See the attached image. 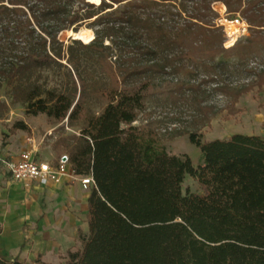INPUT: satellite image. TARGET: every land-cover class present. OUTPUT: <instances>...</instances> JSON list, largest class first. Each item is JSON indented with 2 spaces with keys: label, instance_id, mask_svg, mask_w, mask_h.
I'll return each mask as SVG.
<instances>
[{
  "label": "trees",
  "instance_id": "16d2710c",
  "mask_svg": "<svg viewBox=\"0 0 264 264\" xmlns=\"http://www.w3.org/2000/svg\"><path fill=\"white\" fill-rule=\"evenodd\" d=\"M214 3L246 22L243 41L224 47ZM87 23L94 33L88 44L60 40ZM261 56L264 0H0V88H10L12 104L59 125L55 160L66 155L75 176L94 181L88 232L77 231L79 247L66 252L65 264H264V136L203 142L200 134L264 86V69H249L246 84L225 79ZM84 57L101 77L80 70ZM62 61L71 67L70 86L46 87L43 72L65 68ZM212 95L227 105L210 104ZM152 103L189 108L193 130L164 138L149 126L153 120L136 126ZM17 131L29 133L21 122L10 128ZM183 135L200 151L197 168L166 151L164 140ZM186 176L198 191L182 192ZM35 263L43 264L40 256ZM0 264L24 262L0 256Z\"/></svg>",
  "mask_w": 264,
  "mask_h": 264
},
{
  "label": "rangeland",
  "instance_id": "374dc122",
  "mask_svg": "<svg viewBox=\"0 0 264 264\" xmlns=\"http://www.w3.org/2000/svg\"><path fill=\"white\" fill-rule=\"evenodd\" d=\"M212 8L218 14L216 26L222 28V32L224 34V37L226 38L224 47H232L228 46L229 40L227 39V34L225 31L226 28L224 26H221L220 22L221 20H233L238 14L235 16L229 15L226 13V11L220 13L215 9L213 4ZM80 30L91 31L94 38L93 29L92 27H90V25H88V23L85 24ZM248 35L249 32L247 25L246 33L238 38L234 44L243 41ZM59 38L64 42V44H69L71 40H74V38L67 32L62 33ZM81 42L83 44L89 43H85L83 41ZM105 44L108 43L106 42ZM230 61L234 62V60L232 59ZM62 63L65 68L54 67L49 71L43 72V78L40 82L45 84L48 88L70 86V79L68 77L67 70L71 71V67L66 63V61H62ZM249 69H264V56L249 60L247 62V65L245 66V69L244 67H240L238 70L234 69L233 74L228 73L227 76H225V79H227L233 85H242L249 83L254 76L252 73H248ZM80 70L85 71L87 76H94L95 78L101 77L100 72L96 69V67L88 59V57H84V60L81 62ZM72 78L78 86V78L75 73H72ZM209 103L215 105L218 108H222L227 105L225 99L216 95H212L210 97ZM0 104H4L6 106V109H3V107L2 109L0 108V155L3 154V151L7 146L11 147V149L19 150L22 145V141H24V143L26 144V140L31 139L40 148V158L47 159V156H51L54 157L55 160V155L51 149V145L55 137L57 136V132L55 131V129L59 125L54 123V121L48 119L44 114L33 115L27 113L26 105L12 104L10 99V88L6 85H3L0 88ZM88 105L92 106L95 112H98L99 107L97 104L89 103ZM147 108L148 109L140 115V122L135 123L136 126L145 125L146 119L153 120L155 121V123L149 126L154 128L159 133V135L163 136L164 138L168 136V133H171L174 130H187L188 132H191L193 130L191 119L194 116V113L189 108H183L180 111L172 112V110L168 108H160V105L155 103L150 104ZM235 108L237 109V113H235L234 115H228L226 111H223L215 118H213L208 126L200 131L201 140L203 142H207L216 139H226L233 134L264 136V86L260 89L254 88L253 91L241 96L237 104L235 105ZM176 113L178 114L179 120H171V116L173 118V115H175ZM18 122L26 125L29 133H25L22 131L11 133L10 128ZM65 132L67 134H73L77 131H75V129L66 128ZM17 136H19V138ZM163 143L169 155L187 156L191 160L194 168H197L199 165H201L200 151L190 143L188 135H183L170 140H164ZM8 155L9 152L5 153V159L10 158V156ZM0 176H3L4 179L11 180L8 173L3 169H0ZM10 182L11 184H17V182ZM196 191H198L197 184L189 176H186L182 185V192L185 193ZM46 197V201H56V199H51L49 196ZM23 201L25 202L26 199L24 198ZM33 201V198L31 200L28 199V202Z\"/></svg>",
  "mask_w": 264,
  "mask_h": 264
},
{
  "label": "crops",
  "instance_id": "0c3cea01",
  "mask_svg": "<svg viewBox=\"0 0 264 264\" xmlns=\"http://www.w3.org/2000/svg\"><path fill=\"white\" fill-rule=\"evenodd\" d=\"M29 141H22L19 150L7 146L0 155V169L6 171L2 163L5 153L16 158L21 150L30 148ZM47 160L54 157L47 156ZM10 181L0 176V256L7 261L18 258L24 264H37L38 256L43 264H65L66 252L79 247L77 231L88 232L89 190L82 189L79 176H67L46 187ZM46 196L56 201H46Z\"/></svg>",
  "mask_w": 264,
  "mask_h": 264
},
{
  "label": "built area",
  "instance_id": "2783aa9c",
  "mask_svg": "<svg viewBox=\"0 0 264 264\" xmlns=\"http://www.w3.org/2000/svg\"><path fill=\"white\" fill-rule=\"evenodd\" d=\"M243 21L239 15L230 20L232 24L239 27L235 42L247 31V24ZM220 24L226 28L221 22ZM227 39L229 40L228 36ZM234 43L228 46H233ZM28 143L30 148L21 150L16 158L2 160L4 168L12 181L25 185L34 182L41 187H46L51 183L59 184L64 177L75 176L66 155H62L58 160L40 158L39 146L33 140ZM79 182L83 190H89L94 184L91 175L79 176Z\"/></svg>",
  "mask_w": 264,
  "mask_h": 264
},
{
  "label": "bare ground",
  "instance_id": "6f19581e",
  "mask_svg": "<svg viewBox=\"0 0 264 264\" xmlns=\"http://www.w3.org/2000/svg\"><path fill=\"white\" fill-rule=\"evenodd\" d=\"M88 1L96 5L100 3V0H88ZM213 6L220 13H223L225 11V7L221 3H214ZM221 23L226 26V34L229 38L228 44L232 45L236 40V34L239 30V27L232 24L228 20H221ZM67 33L72 36L71 32H67ZM73 38L88 43L93 39V34L89 30H80L77 35L73 36Z\"/></svg>",
  "mask_w": 264,
  "mask_h": 264
},
{
  "label": "water",
  "instance_id": "95a60500",
  "mask_svg": "<svg viewBox=\"0 0 264 264\" xmlns=\"http://www.w3.org/2000/svg\"><path fill=\"white\" fill-rule=\"evenodd\" d=\"M78 33H79V31H78L77 33H73V32H71L72 37L75 36V35H77ZM74 40H79V39H76V38H75Z\"/></svg>",
  "mask_w": 264,
  "mask_h": 264
}]
</instances>
